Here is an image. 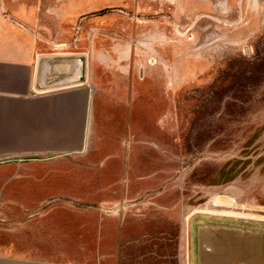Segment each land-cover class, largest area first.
<instances>
[{"label": "rangeland", "instance_id": "374dc122", "mask_svg": "<svg viewBox=\"0 0 264 264\" xmlns=\"http://www.w3.org/2000/svg\"><path fill=\"white\" fill-rule=\"evenodd\" d=\"M3 4L38 6L31 14L37 35L56 41L60 35V42L68 43L81 27L83 41L131 48L137 72L132 85L145 80L140 86L147 96L132 108L130 133L118 116L100 120L111 144L100 145L96 159L75 164L16 154L0 160V167L13 169L107 167L117 173L49 189L46 208L35 209L57 222L52 231L67 232L68 249L103 252L98 263L68 257V264H210L219 256L207 255L204 241L216 238L222 244L224 234L264 232V0ZM57 16L64 21L60 27L53 21ZM48 29L63 32L52 36ZM111 51L109 57H119ZM105 126L121 128L113 135ZM107 152L109 160L102 158ZM2 188L0 219L11 218L22 209L4 204L22 200V194ZM75 232L87 237L72 239ZM96 233L100 239L94 240Z\"/></svg>", "mask_w": 264, "mask_h": 264}, {"label": "crops", "instance_id": "0c3cea01", "mask_svg": "<svg viewBox=\"0 0 264 264\" xmlns=\"http://www.w3.org/2000/svg\"><path fill=\"white\" fill-rule=\"evenodd\" d=\"M37 8H6L0 0V160L19 154L32 161L41 158L75 164L92 161L99 155L100 145L111 144L106 137L109 133L100 127L101 119L118 116L127 121L130 133L132 108L136 109L138 98L147 96L140 86L145 80L140 78L132 85L137 72L132 71L131 48L122 51L110 42L83 41L78 37L81 27H77L76 39L68 43H61L60 35L59 41L45 33L37 35L32 27L36 17L31 15ZM76 11L71 12V17L76 16ZM61 19L57 16L53 21L60 27L64 24ZM48 30L52 36L63 32ZM109 51L119 57H109ZM77 60L82 67L76 77ZM65 79L75 82L61 85ZM113 113L116 116L112 118L109 114ZM106 127L113 135L121 128ZM106 154L102 158L109 160V152ZM113 175L117 173L107 167L63 170L0 167L2 192L22 194V200L12 199L4 204L6 208L22 210L13 212L11 218L0 219V264H68V257H91L98 263L102 250L68 249L64 243L70 240L67 232L52 231L51 225L57 222L47 212L36 213L35 209L46 208L47 194L52 189L83 186L88 182L84 177ZM98 183L104 186L105 181L100 179ZM95 224L100 226L98 217ZM70 235L79 241L84 235L87 237L82 232ZM224 235L238 244L252 241L254 259L249 264H264V232ZM89 239H93V234ZM97 239L99 233L95 234L94 240Z\"/></svg>", "mask_w": 264, "mask_h": 264}, {"label": "bare ground", "instance_id": "6f19581e", "mask_svg": "<svg viewBox=\"0 0 264 264\" xmlns=\"http://www.w3.org/2000/svg\"><path fill=\"white\" fill-rule=\"evenodd\" d=\"M203 245L207 255H212V258L213 256H219V260L213 258L212 261H209L210 264H232V262L235 264H249L254 259L255 246H253L252 241L244 240L241 244H238L230 237L222 235V244L218 239L213 238L204 241ZM225 248L228 249L227 252ZM223 252L226 253L223 254Z\"/></svg>", "mask_w": 264, "mask_h": 264}, {"label": "water", "instance_id": "95a60500", "mask_svg": "<svg viewBox=\"0 0 264 264\" xmlns=\"http://www.w3.org/2000/svg\"><path fill=\"white\" fill-rule=\"evenodd\" d=\"M81 67H82V64L80 63L79 60H77V70H76V72H75L76 77L80 75V73H81ZM76 77H75V78H76ZM75 78H74V79H75ZM72 82H75V81H74L73 79H65V80L63 81V83H61V85H64V84L68 85V84H70V83H72ZM203 246H204V245H203Z\"/></svg>", "mask_w": 264, "mask_h": 264}]
</instances>
